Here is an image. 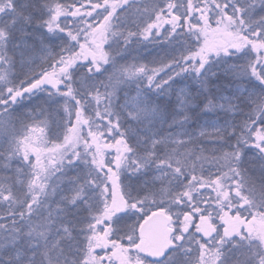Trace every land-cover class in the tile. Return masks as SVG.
<instances>
[{
	"label": "snow or ice",
	"instance_id": "6c2138e0",
	"mask_svg": "<svg viewBox=\"0 0 264 264\" xmlns=\"http://www.w3.org/2000/svg\"><path fill=\"white\" fill-rule=\"evenodd\" d=\"M0 264H264V0H0Z\"/></svg>",
	"mask_w": 264,
	"mask_h": 264
}]
</instances>
